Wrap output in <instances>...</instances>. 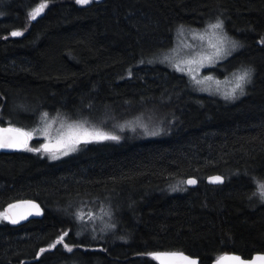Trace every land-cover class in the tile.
I'll list each match as a JSON object with an SVG mask.
<instances>
[{"label":"trees","instance_id":"1","mask_svg":"<svg viewBox=\"0 0 264 264\" xmlns=\"http://www.w3.org/2000/svg\"><path fill=\"white\" fill-rule=\"evenodd\" d=\"M42 2L0 0V124L30 130L45 112L99 119L148 110L160 112L150 123L165 131L59 161L1 153L0 211L32 201L42 216L0 223V264H156L142 255L153 251H183L200 264L264 255V203L253 195L264 182V0H47L31 20ZM217 18L243 45L217 67L252 69L237 102L197 90L161 62L181 25L202 29ZM214 175L225 183L208 184ZM190 178L196 188L171 189ZM88 200L116 214L104 223L100 213V241L79 234ZM65 231L79 246L49 249Z\"/></svg>","mask_w":264,"mask_h":264},{"label":"snow or ice","instance_id":"2","mask_svg":"<svg viewBox=\"0 0 264 264\" xmlns=\"http://www.w3.org/2000/svg\"><path fill=\"white\" fill-rule=\"evenodd\" d=\"M78 5H88L92 3V0H75ZM48 7L47 0H43L36 8L29 12V17L31 20H35L45 8ZM184 26L181 25L178 31L183 32ZM205 34L210 36L209 45L213 49L212 56L209 59L215 57H227L233 51H236L243 45L240 41L228 35L225 31L223 20L217 18L214 23H209ZM12 37H18L23 35V31H12L10 33ZM7 39V37H5ZM264 44V39L260 41ZM169 57L165 56L161 62L168 61ZM144 61H141L143 63ZM151 62V61H149ZM177 71H183L180 65H176ZM129 75H131V69L129 70ZM252 75V69L243 68L238 75L234 74V87L223 94V98L226 100H235L238 95H244V88L247 83H250ZM195 80V77L193 76ZM210 79V77H209ZM196 83H201V81H196ZM59 115V114H58ZM48 113L42 114V118H46ZM67 119V118H65ZM88 122L86 120L73 121L67 124V132H61L54 143L49 141L48 143L42 144L40 147H30L29 141L33 139L36 131H41V129H36L34 131L26 130L22 127H16L9 123L7 127H0V149H10L19 151H28L33 153H43L48 154L51 159H59L61 155H68L78 149L80 144H88L93 142H103V141H115L119 142L121 137L114 135L109 132H105L95 126H86ZM65 127L62 123L61 128ZM123 130V129H122ZM135 131V128L132 129ZM45 133V138L47 139V126L43 129ZM145 134L150 136L158 135V131H149L146 127L144 128ZM210 182L213 183H223V178L220 176L211 177ZM182 183H187L189 185H195L197 181L195 179H188L187 181H182ZM173 191L179 190V186L175 185L172 188ZM253 195H258L261 202L264 203V182H257L256 191ZM21 209H23L21 211ZM35 210L36 214H40L39 206L31 201H21L19 203H10L6 209L0 211V220H6L11 224H18L21 219H27L29 215L33 214ZM90 219L94 218L93 213L87 214ZM106 215H111L110 212ZM78 218L84 220L83 215L78 214ZM109 227H114V225H109ZM69 233L67 231L63 232L62 235L58 236L54 243L49 245V249H55L57 245H62L69 253H71L74 247L79 245H70L65 242V237ZM48 249L41 248L40 252L44 253ZM87 250V249H85ZM151 260L155 261L156 264H199V259L194 258L183 251H153L146 254ZM214 264H264V255L258 254L254 258L245 259L237 254L225 253L221 255L214 261Z\"/></svg>","mask_w":264,"mask_h":264},{"label":"rangeland","instance_id":"3","mask_svg":"<svg viewBox=\"0 0 264 264\" xmlns=\"http://www.w3.org/2000/svg\"><path fill=\"white\" fill-rule=\"evenodd\" d=\"M206 29L207 27L202 29L185 28L183 32L178 31L179 35L177 33L178 39L175 42V46L171 51H167L168 53H165H167L166 56L169 57L168 62L170 65V69L177 72L180 76L187 78V80H190V82L192 83L201 81V83H196L197 90L198 88H203L208 93V95L212 94L220 99L226 100L223 98V94L227 91H230L234 87V74L238 75L241 70L239 69L230 75L229 73H225L223 72V70H220L217 67L219 64L229 59L235 51H233L226 58L215 57L213 59H209V57L212 56L213 49L209 45L210 36L205 34ZM239 50L240 48L237 49V52ZM177 63L180 65V68H182L183 71H177L175 66ZM218 74H223L224 76L221 77ZM193 76L195 77V80L193 79ZM251 83H247L245 85V94L238 95V98L233 100L232 102H237L245 97V95L247 94V89L251 85ZM159 113L154 114L150 113L148 110H144L141 114L149 118H142L139 112L136 114L132 110H129L127 114L125 112L117 111L116 113H111L110 116H100L99 119L96 117L81 118L80 116L75 115L73 116V118L67 119L56 116H47L46 118H42L39 124H37L33 129L29 130L34 131L36 129H41V131L35 132L33 139L29 141V146L40 147L42 144L48 143L49 141L54 143L57 136L61 132H67L68 123L82 120H86L88 122L86 126H95L105 132L120 136V140H146L148 139V137L152 136L145 134V127L149 131H158L160 135H163V132L165 131L164 127L157 128L156 126L152 125V123H150L152 121V118L159 117ZM127 117L131 118L127 119ZM62 123L65 125V127L63 128H61ZM46 126L47 139L45 138V133L43 131ZM133 128H135V131L132 130ZM120 142L122 141H119L118 143ZM96 143L97 142L88 144L82 143L78 146V149L76 151L71 152L66 156L61 155L60 158L56 160L51 159L50 156L43 153V151H41L39 154H42V156H45L52 161H59L72 155H76L84 147ZM178 186L179 191L188 190L186 183L181 182ZM109 211L111 210L108 208V206L105 204H100L99 201L88 200L87 202H84L83 206L77 213V220L79 222V234L88 236L93 241H100V213L103 215L101 217L104 223H111L112 221H116L115 213H113L112 216L106 215V213H109ZM88 213H93L94 218L90 219L87 215ZM78 214L83 215L84 220L79 219ZM2 222L8 221L0 220V223Z\"/></svg>","mask_w":264,"mask_h":264},{"label":"water","instance_id":"4","mask_svg":"<svg viewBox=\"0 0 264 264\" xmlns=\"http://www.w3.org/2000/svg\"><path fill=\"white\" fill-rule=\"evenodd\" d=\"M0 127H7V126H3V125H1L0 124ZM18 152H20L19 150H10V149H0V154L1 153H18ZM213 177H216V176H213ZM221 177V176H220ZM210 178L211 177H209L208 179H207V183H209L210 185H220V184H223L224 183V178H223V183H213V182H210ZM190 179H195V178H190ZM196 180V179H195ZM197 181V180H196ZM198 185V181H197V183L195 184V185H189L188 184V186L189 187H191V188H193V187H196ZM19 202H21V201H19ZM19 202H16V203H19ZM32 202V201H31ZM34 204H36V205H38L36 202H33ZM39 206V205H38ZM39 209H40V207H39ZM23 209H21V211H22ZM42 216V212H41V209H40V214H36V212H35V210H33V214L32 215H29L28 217H27V219H21L20 220V222L18 223V224H22V223H24V222H26V221H28V220H30V219H33V218H40ZM186 254V253H185ZM256 256V255H255ZM254 256V257H255ZM254 257H252V258H254ZM195 258V257H194ZM199 264H200V260H199ZM214 264V263H213Z\"/></svg>","mask_w":264,"mask_h":264},{"label":"bare ground","instance_id":"5","mask_svg":"<svg viewBox=\"0 0 264 264\" xmlns=\"http://www.w3.org/2000/svg\"><path fill=\"white\" fill-rule=\"evenodd\" d=\"M115 110H116V109H115ZM214 176H221V175H214ZM211 177H213V176H211ZM221 177H223V176H221ZM223 178H224V177H223ZM225 181H226V180H225V178H224V183H225ZM224 183H223V184H224ZM208 184H209V183H208ZM223 184H220V185H223ZM187 185H188V184H187ZM197 186H198V185H197ZM197 186H196V187H197ZM188 187H189V186H188ZM196 187H193V188H196ZM189 188L192 189L191 187H189ZM171 191H172V190H171ZM92 241H93V240H92ZM257 255H258V254H257ZM213 263H214V262H213ZM213 263H212V264H213Z\"/></svg>","mask_w":264,"mask_h":264}]
</instances>
